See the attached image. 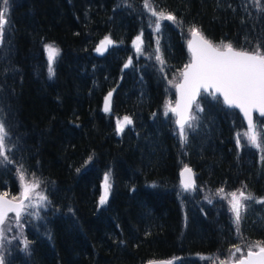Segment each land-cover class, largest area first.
Returning a JSON list of instances; mask_svg holds the SVG:
<instances>
[{
  "label": "trees",
  "instance_id": "obj_1",
  "mask_svg": "<svg viewBox=\"0 0 264 264\" xmlns=\"http://www.w3.org/2000/svg\"><path fill=\"white\" fill-rule=\"evenodd\" d=\"M152 4L176 22L162 21L157 32L144 0H9L0 44V120L10 134L13 162L0 165V192H18L22 165L26 177L41 181L48 205L26 232L28 249L5 264L174 258L176 264H213L235 246L245 251L264 243V204L246 202L237 230L226 201L213 199L217 189L245 187L264 197V151L237 147L236 132L245 127L240 114L202 93V111L194 109L197 119L183 144L175 116L164 115L190 59V29L195 26L214 45L255 50L264 46V0ZM141 33L144 50L136 57L132 42ZM105 36L114 44L98 54ZM45 43L60 50L51 78ZM157 47L163 64L156 60ZM110 91L111 112L105 113ZM124 116L133 123L117 134L116 120ZM255 120L264 128V117ZM183 166L194 170L191 193L180 189ZM107 172L111 189L100 205Z\"/></svg>",
  "mask_w": 264,
  "mask_h": 264
},
{
  "label": "snow or ice",
  "instance_id": "obj_2",
  "mask_svg": "<svg viewBox=\"0 0 264 264\" xmlns=\"http://www.w3.org/2000/svg\"><path fill=\"white\" fill-rule=\"evenodd\" d=\"M143 6L151 17H155L154 24L157 32L161 28L162 21L176 22V17L172 13L163 10L157 11L152 4V0H144ZM8 13L9 0H0V44L3 42V37L9 24ZM190 33L192 39L188 41V48L191 53V60L180 73L181 82L174 85L178 94L176 105L173 107L169 102L164 107L165 116H168L169 113L176 116L175 123L179 129L181 143L186 142L187 129L192 128L193 121L197 119L194 109L195 111H202L199 108L197 97L203 91L214 96L216 94L221 95L225 105L229 108H238L243 113L247 121V129L237 134L236 144L238 148L243 146L241 142L243 139L246 144L264 151V128L259 127L254 119V112L258 113L259 117H264V46L257 44L255 50H238L231 42H221L220 45H214L195 26L190 29ZM132 43L136 53L138 55L143 54L142 33L137 35ZM113 44L114 41L111 37L105 36L99 42L95 51L98 54H103ZM44 50L47 56L48 74L51 78L55 74L54 65L59 58L60 50L53 44H45ZM156 51V60L163 64L164 60L159 54V47H157ZM131 63L132 58L129 57L128 62L124 64V68H128ZM169 83L172 84V81H169ZM113 91L108 92L104 97L103 110L105 113L111 112ZM132 123L130 116L117 118V134L122 133L125 127ZM9 135L5 123L0 120V165L13 162L9 158V153L13 150L9 146ZM17 174L21 189L19 196L8 199L7 193L0 194V244H3L6 239L3 226L8 222L10 213L14 214L15 222L20 226L23 214L28 213V210L35 207L36 204L43 207L47 202V196L43 192L38 191L41 185V181L38 178L27 179L22 165L17 168ZM180 176V184L183 191L187 192L195 189L194 173L191 168L185 166L181 170ZM102 189L103 191L99 198L100 205L105 204L108 199L111 189L110 172L104 175ZM224 192L223 188L217 189V195H221ZM33 194H35V200L33 199ZM228 197H230L228 199L229 210L234 215V223L237 226V230H239L242 214L247 209L246 202L252 201L257 204H264V197L257 198L252 193L246 192V187L221 195V199ZM211 202L209 200V203ZM7 231H11V227H8ZM21 243L26 251L30 242L25 238ZM246 247L248 248L247 254L241 255L235 261V264H264V243L256 242L250 246L246 245ZM241 251L242 249L239 246H235L230 259ZM178 259L174 258L173 260L161 262V264H176ZM201 259L214 258L201 257ZM0 264H5L2 253H0ZM149 264H155V262H149ZM220 264H225V262L220 261Z\"/></svg>",
  "mask_w": 264,
  "mask_h": 264
},
{
  "label": "rangeland",
  "instance_id": "obj_3",
  "mask_svg": "<svg viewBox=\"0 0 264 264\" xmlns=\"http://www.w3.org/2000/svg\"><path fill=\"white\" fill-rule=\"evenodd\" d=\"M45 44H51V43H45ZM44 44V45H45ZM44 47V46H43ZM134 48V47H133ZM44 53H45V50H44ZM134 54L136 57H139L141 56L142 54L138 55L135 51V48H134ZM45 56H46V53H45ZM47 58V56H46ZM169 103V102H168ZM174 102L171 103V105L173 106ZM257 123V121H256ZM258 124V123H257ZM259 126V124H258ZM260 127V126H259ZM178 129V128H177ZM247 129V127L245 126L243 129L239 130L236 132V136H235V140L237 139V134L238 133H242L244 132L245 130ZM178 132H179V129H178ZM242 144H246V142L242 139ZM27 179H29L27 177ZM103 179H104V176H103ZM31 180V179H29ZM103 184V182H102ZM18 192L15 194V195H9L8 197L9 198H13V197H18L19 196V193H20V182H19V178H18ZM181 186V185H180ZM43 187L42 185H40V188L38 189V191H41L44 193V195H46L45 191L42 190ZM180 189L182 190V188L180 187ZM183 191V190H182ZM193 190L191 191H187L186 193H191ZM185 192V191H184ZM110 193V192H109ZM227 193H230L229 191H225L223 194L221 195H226ZM217 195V191L215 193ZM221 195H217L215 196V198L213 199H216V198H221ZM33 199L35 200L36 197H35V194H33ZM228 199H230V197L228 198H225L223 199L224 201H226V205H227V209L228 211L230 212L231 216H232V220H233V223H234V215L233 213L229 210L230 209V206L228 204ZM48 205V200L47 202L44 204L43 207H41L39 204H36L35 207L33 208H30L28 210V213H25L22 215L21 217V221H20V226H18L15 222V218H14V214L11 213L9 214V220L8 222L3 226L5 228V237L6 239L4 240L3 244H0V253L3 254L4 256V261L6 263V261H8V259L15 253L18 252V250H21L23 251L24 249V246L23 244L21 243V241L23 239H27V237L25 236L26 235V232L27 230H30L32 229L34 226V223H36L37 221H40L42 220V215H41V212H43L46 207ZM29 213H32V214H29ZM38 214V215H37ZM41 215V216H40ZM235 224V223H234ZM8 227H11V231H7V228ZM15 237V239H13ZM255 250V249H253ZM232 251L231 252H228L227 254H225L224 256H222V258L220 260H216L213 264H220V261H224L225 264H231V263H234L237 259H239L241 257V255H246L247 251L248 250H242L240 253H236V256L234 258H231V254H232Z\"/></svg>",
  "mask_w": 264,
  "mask_h": 264
},
{
  "label": "water",
  "instance_id": "obj_4",
  "mask_svg": "<svg viewBox=\"0 0 264 264\" xmlns=\"http://www.w3.org/2000/svg\"><path fill=\"white\" fill-rule=\"evenodd\" d=\"M190 39H192V36L190 35V38H189V40ZM188 40V41H189ZM187 49H188V51H189V48H188V42H187ZM190 52V51H189ZM190 55H191V53H190ZM191 60V59H190ZM190 62V61H189ZM188 62V63H189ZM187 63V64H188ZM183 71V70H182ZM181 80H182V77H181V79H180V81L178 82V83H180L181 82ZM203 91H201V93H202ZM200 93V94H201ZM204 93H206V92H204ZM214 96V95H213ZM215 96H217V97H219L222 101H223V97L221 96V95H219V94H216ZM198 97H199V95H198ZM197 97V98H198ZM177 99H178V94H177V91H176V88H175V103H174V105H173V107H175V105H176V101H177ZM223 103H224V101H223ZM227 106V105H226ZM228 107V106H227ZM229 108V107H228ZM230 109H234V110H236L239 114H240V116L242 117V119L244 120V122H245V124L247 125V121L245 120V118H244V116H243V113L242 112H240V110L238 109V108H230ZM255 116H258L259 117V114L258 113H255L254 112V117ZM187 167H189V166H187ZM184 168V167H183ZM182 168V169H183ZM190 168V167H189ZM181 169V170H182ZM181 172V171H180ZM192 172H193V170H192ZM194 173V172H193ZM179 177H180V181H181V176H180V173H179ZM8 198V197H7ZM9 199V198H8ZM165 261H168V260H166V259H159V260H152V261H149V262H155V264H161V262H165ZM149 262H147L146 264H149ZM231 264H235V262L234 263H231Z\"/></svg>",
  "mask_w": 264,
  "mask_h": 264
},
{
  "label": "bare ground",
  "instance_id": "obj_5",
  "mask_svg": "<svg viewBox=\"0 0 264 264\" xmlns=\"http://www.w3.org/2000/svg\"><path fill=\"white\" fill-rule=\"evenodd\" d=\"M20 10H21V9H18L17 11H19V13H20Z\"/></svg>",
  "mask_w": 264,
  "mask_h": 264
}]
</instances>
